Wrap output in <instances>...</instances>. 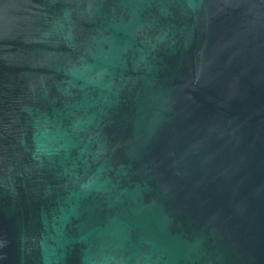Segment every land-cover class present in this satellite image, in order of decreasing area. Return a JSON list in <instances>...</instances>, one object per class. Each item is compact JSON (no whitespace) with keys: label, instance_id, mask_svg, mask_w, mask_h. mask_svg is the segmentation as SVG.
Masks as SVG:
<instances>
[{"label":"water","instance_id":"water-1","mask_svg":"<svg viewBox=\"0 0 264 264\" xmlns=\"http://www.w3.org/2000/svg\"><path fill=\"white\" fill-rule=\"evenodd\" d=\"M0 264H264V0H0Z\"/></svg>","mask_w":264,"mask_h":264}]
</instances>
